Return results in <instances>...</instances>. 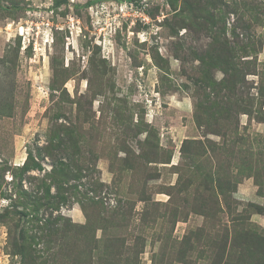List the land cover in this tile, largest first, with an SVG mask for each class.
<instances>
[{"label": "rangeland", "instance_id": "374dc122", "mask_svg": "<svg viewBox=\"0 0 264 264\" xmlns=\"http://www.w3.org/2000/svg\"><path fill=\"white\" fill-rule=\"evenodd\" d=\"M0 264H264V0H0Z\"/></svg>", "mask_w": 264, "mask_h": 264}]
</instances>
